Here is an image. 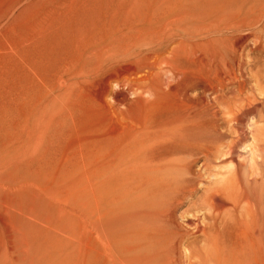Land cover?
I'll return each mask as SVG.
<instances>
[{"label":"rangeland","instance_id":"1","mask_svg":"<svg viewBox=\"0 0 264 264\" xmlns=\"http://www.w3.org/2000/svg\"><path fill=\"white\" fill-rule=\"evenodd\" d=\"M140 1L162 6L161 34L129 51L160 55V83L142 95L122 68L104 87L96 57L121 55L129 36L102 30L123 18L107 0H0V133L16 118L26 154L9 202L22 212L16 231L0 215V264H247L251 243L264 264V0ZM179 46L206 80L191 91L198 125L165 139L182 97ZM234 158L239 174L225 183Z\"/></svg>","mask_w":264,"mask_h":264},{"label":"bare ground","instance_id":"2","mask_svg":"<svg viewBox=\"0 0 264 264\" xmlns=\"http://www.w3.org/2000/svg\"><path fill=\"white\" fill-rule=\"evenodd\" d=\"M10 1V0H9ZM80 0H73V2H71V5L75 6ZM82 1V0H81ZM93 1H99V0H93ZM156 1V0H155ZM158 1V0H157ZM4 2V1H3ZM69 2V1H68ZM99 2H90L87 4V7L90 9H95L98 6ZM107 3L109 4L108 7L110 8V13H112L111 15L113 16V14L116 15H120L122 16V23L119 22V18L116 20H118L117 22H112L115 21L112 20L111 25L108 26L106 29L105 27L102 29L104 31V33H108V34H112L115 32H118V29L116 27L119 28V31H126L127 34L129 36L125 37L126 34H124L123 36L124 41L123 42H119L117 43V46L122 49L120 51L121 55L115 56V55H111V53L109 51H102V55L97 56L96 60L98 61V63L102 62V64H104L105 69H107L106 73L102 75L103 78H105V89H106V84H111L109 83V81L111 80L110 77H112V75H109L112 71L117 70V69H121L123 70V74L126 75L128 78H132V86L136 89V90H140L141 95L142 93H146L145 88L149 87V89L151 88L152 90V86L154 83H158L157 85H159L160 82L156 81L157 77L154 76L153 71L154 69H156V65L158 64L159 60H160V55L153 57H148V55H145L143 52V54H132L129 51L132 48H135V45H137L138 42H141L143 39H145V37L148 35H153L157 33H160V31L162 30L160 27L161 24V10H162V6L161 3H155V8L151 9V11H148L147 9V3L146 2H142L140 0H107ZM14 4V3H13ZM152 4V2H151ZM157 4V5H156ZM70 5V3H69ZM107 5V4H106ZM104 5V6H106ZM68 6V4H67ZM51 7V6H50ZM63 7V6H62ZM153 7V4H152ZM61 8V7H60ZM76 8V7H75ZM83 8V7H82ZM118 8V9H117ZM63 9V8H62ZM72 9V7H71ZM263 9V8H262ZM69 10V9H68ZM261 10V9H260ZM88 11V10H86ZM184 11V10H183ZM191 11V10H190ZM1 12V11H0ZM63 12V11H62ZM263 12V11H262ZM71 13V11H70ZM73 13V12H72ZM105 13V12H104ZM109 13V12H108ZM4 14V13H2ZM49 14V13H48ZM103 14V13H102ZM45 15V14H44ZM107 14H105L106 16ZM110 15V14H109ZM104 16V15H103ZM110 16V18L112 17ZM115 16V15H114ZM167 16V15H166ZM177 16V15H176ZM264 16V14H263ZM30 18V17H29ZM107 18V16H106ZM260 18V16H259ZM51 19V18H50ZM65 19V18H64ZM165 19V17H164ZM173 19V18H172ZM246 20V19H245ZM168 21H172V20H168ZM174 23V22H173ZM105 24V23H104ZM42 25V24H41ZM49 25V24H48ZM4 26V25H3ZM104 26V25H103ZM102 26V27H103ZM162 26V25H161ZM101 28V27H100ZM169 28V27H168ZM165 30V29H164ZM168 31V30H167ZM102 32V31H101ZM163 32V31H162ZM166 32V30H165ZM161 34V33H160ZM159 34V35H160ZM158 35V36H159ZM101 36L106 37L107 35L101 34ZM102 37V38H103ZM154 37V36H153ZM109 38V37H107ZM106 39V38H105ZM96 40V39H95ZM207 41V40H206ZM86 43V42H85ZM116 44V43H115ZM145 44V43H144ZM176 45V44H175ZM182 45V44H181ZM147 46V45H145ZM185 46V45H184ZM138 47V45L136 46ZM182 48V46L178 47V51L175 52V56L179 55V48ZM111 48V46H110ZM109 48V49H110ZM185 48V47H184ZM182 48V49H184ZM188 48V47H187ZM190 48V47H189ZM194 48V47H193ZM177 49V48H176ZM101 50V49H99ZM108 50V49H107ZM181 50V49H180ZM199 50V49H198ZM111 51V50H110ZM146 51V50H145ZM187 51V50H186ZM147 52V51H146ZM145 52V53H146ZM149 52V51H148ZM180 52H184V58L183 61H185V64H181L179 67L175 66L174 64V71H176L177 73V85L179 87V91L182 94L181 99L179 100V102L176 100V102H178V107L173 110V111H167L166 113L168 114L165 120V127H168L167 125L172 124L171 126H173V124H175L177 126V128H175L173 130V132H166L165 134V139H170V137L172 135H178L182 138L187 137L188 133L190 132V130H192L191 128L193 126L196 125V122L194 120L195 118V105H194V98L191 96V91L194 88V84H195V80L197 79V76H202V74L199 72V70L197 69V67L195 66V62H194V58L191 56V53L189 52H185L184 50H181ZM100 53V54H101ZM167 53V52H166ZM172 54L174 53L173 51L171 52ZM211 53V52H210ZM96 54V53H95ZM154 53H152L151 55H153ZM165 54V53H164ZM171 55V57H173ZM99 55V53H98ZM195 55V54H194ZM181 58H183L182 55H180ZM165 59V58H164ZM171 59V58H170ZM174 59V58H173ZM172 60V59H171ZM109 61H113L114 63L108 66H105L107 63H109ZM168 61V60H167ZM173 61V60H172ZM70 62V59H69ZM72 62V61H71ZM170 63V62H169ZM68 64V63H67ZM73 64V62H72ZM71 64V65H72ZM171 64V63H170ZM202 64V63H201ZM99 66V65H98ZM167 66V65H166ZM172 66V65H171ZM199 66V65H198ZM101 68V66H100ZM99 68V69H100ZM162 68V67H161ZM95 69V68H94ZM96 69H98L96 67ZM156 71V70H155ZM167 71V70H166ZM67 72V71H66ZM95 72V71H94ZM97 73V72H96ZM161 73V72H160ZM117 74V73H116ZM115 74V76H116ZM201 74V75H200ZM110 77H109V76ZM113 76H114V72H113ZM114 76V77H115ZM121 76V73H120ZM215 76V75H214ZM94 77V76H93ZM113 77V79H115ZM126 77V78H127ZM117 78V77H116ZM122 78V77H121ZM203 78V77H202ZM201 78V80H202ZM218 78V77H217ZM124 79V78H123ZM122 79V80H123ZM219 79V78H218ZM217 79V82H218ZM116 80V79H115ZM120 80V79H119ZM170 80V79H169ZM199 80V79H198ZM206 80V78H205ZM204 79L202 80L203 82L205 81ZM223 80V79H222ZM98 82V81H97ZM104 82V80H103ZM118 82V81H117ZM201 82V81H200ZM202 82V83H203ZM96 83V82H95ZM166 83V82H165ZM169 83V82H168ZM171 83V82H170ZM169 83V84H170ZM205 83V82H204ZM94 84V83H93ZM212 84V83H211ZM215 84V83H214ZM109 86V85H108ZM208 86V85H207ZM206 86V87H207ZM211 86V85H210ZM214 86L217 87V85L215 84ZM103 87V88H104ZM161 87V86H160ZM170 87V86H169ZM205 87V86H204ZM215 87V88H216ZM133 88V89H134ZM154 88V87H153ZM158 88V87H157ZM212 88V86H211ZM213 88V89H215ZM108 89V88H107ZM169 89V88H168ZM208 91L210 88H207ZM212 89V90H213ZM195 90V89H194ZM109 91V89H108ZM178 91V90H177ZM214 91V90H213ZM217 91V89H216ZM215 91V92H216ZM209 93V92H208ZM155 94V93H154ZM207 94V93H205ZM178 95V94H177ZM149 96V95H148ZM159 96V95H157ZM94 97V96H93ZM107 97V96H106ZM100 98V97H99ZM167 98V97H166ZM169 98L168 97V103H169ZM206 98V97H205ZM95 99V98H94ZM159 99V98H158ZM154 101V100H153ZM196 101V100H195ZM146 105V104H145ZM170 106V105H169ZM173 106V105H172ZM198 106V105H197ZM206 107V106H205ZM210 108V107H209ZM3 107L0 106V110H2ZM166 110V109H165ZM212 110V109H211ZM216 110V109H215ZM197 111V110H196ZM203 111V110H202ZM207 111V109H206ZM199 112V111H198ZM204 112V111H203ZM202 112V113H203ZM211 113V112H210ZM205 114V113H203ZM213 114V113H212ZM214 114L216 115L217 113ZM197 115V114H196ZM199 115V114H198ZM34 119H36L34 117ZM37 122V119H36ZM209 122V121H208ZM203 123V122H202ZM207 123V122H206ZM155 124V123H154ZM204 124V123H203ZM202 124V125H203ZM34 127L35 125L37 126L36 123L33 124ZM174 125V126H175ZM198 125V122H197ZM200 125V123H199ZM205 125V124H204ZM19 125H17V120L16 118H12L11 119V124L9 125V127H5L2 126V130L5 132L0 133V215L6 220L5 221V226L6 227H10L12 230L16 231L17 226H18V222H19V218L22 217V212L20 210V208H18L17 206H11L9 205V202H14L15 201V197L19 194L20 189L18 186V181L19 179H17V175L21 173L22 169H23V165H22V158L26 159V154L24 152L23 146L21 145L20 141L17 139L16 134L14 132V130L18 127ZM120 126V125H119ZM196 127V126H195ZM199 128V127H197ZM123 129H125L123 127ZM115 130V129H114ZM113 130V132H114ZM117 130V133L115 131V133H113L112 135L118 134V136H120V132H122L123 130ZM195 130V128H194ZM197 130V129H196ZM29 132L28 130V125H26L25 130ZM23 131V132H24ZM168 131V130H167ZM193 131V130H192ZM153 132V131H152ZM150 134V133H149ZM154 135V134H152ZM158 135V133H157ZM117 136V135H116ZM117 136V137H118ZM150 137V136H149ZM156 137V136H154ZM179 138V137H178ZM131 141V140H130ZM150 141V140H149ZM165 144V143H164ZM173 144V142H172ZM175 144V142H174ZM173 144V146H175ZM177 144V142H176ZM166 145V144H165ZM131 146V144H130ZM151 146H153L152 152L155 154H160L161 155V148H162V135L160 138H156L155 140L152 141ZM114 147V146H113ZM177 147V145H176ZM207 148V146H205L203 149ZM165 149V148H163ZM168 149V148H167ZM177 149V148H176ZM208 149V148H207ZM209 150V149H208ZM206 151V149H205ZM210 151V150H209ZM212 151V150H211ZM207 152V151H206ZM106 153V152H105ZM209 153V152H207ZM111 154V153H110ZM210 154V153H209ZM214 154V152H213ZM107 154H104V157ZM150 155H152V153H150ZM159 155V157H160ZM163 155V154H162ZM233 155V154H232ZM22 156V158H21ZM109 156V155H108ZM103 157V158H104ZM162 157V156H161ZM100 159V158H99ZM155 159V158H154ZM256 159V158H255ZM160 161V159H159ZM231 166L228 168L229 170H227V178L224 180L225 183H229V181L234 180L235 178H237L238 176V162L237 160L234 158L231 161ZM258 163L252 158L250 159L249 163L247 165H243L244 170L242 175H244V177L246 178V180L250 182L257 180V166ZM133 169V168H132ZM242 172V171H241ZM241 175V174H240ZM239 175V176H240ZM139 179V178H138ZM232 179V180H231ZM243 179V178H241ZM263 179V178H262ZM239 180V179H238ZM235 181V180H234ZM262 181V180H261ZM245 182V181H244ZM248 183V182H247ZM256 183V181H255ZM253 184V183H252ZM222 185V184H221ZM226 185V184H225ZM157 189V188H156ZM193 190V189H192ZM191 190V191H192ZM223 193V192H222ZM218 197V195H217ZM216 196H214V199L212 198L213 201H217V204L215 205L217 207L218 201H220ZM249 197V196H248ZM244 200V199H243ZM214 203V202H213ZM216 203V202H215ZM245 203V202H244ZM219 207V206H218ZM217 207V208H218ZM221 207V206H220ZM223 207V206H222ZM32 205L29 206V221L30 223L34 222L33 219V215H32ZM262 211V210H261ZM251 212V211H250ZM254 212V211H253ZM254 214V213H253ZM100 215V214H99ZM105 215V214H104ZM257 216V213L255 214V218ZM101 217V215H100ZM250 217V216H249ZM252 217V216H251ZM252 217V218H253ZM102 219L105 217H101ZM262 218V217H261ZM252 221V220H251ZM254 221V220H253ZM252 221V223H254ZM264 222V221H263ZM258 224V223H257ZM258 229V228H257ZM248 233V232H247ZM245 233V235L247 236L248 234L250 235V233ZM151 235V234H150ZM261 235V234H260ZM245 237V236H244ZM248 237V236H247ZM147 238V237H146ZM246 240V238H245ZM244 240V241H245ZM148 243V242H147ZM180 245V244H179ZM252 250H253V258L251 259L248 258V263L247 264H263L262 261H260L259 257L257 256V254H259V250L257 248H255V246L253 247V244H250ZM263 249V248H262ZM246 252V250H244ZM182 253V252H181ZM250 253V252H249ZM183 254V253H182ZM242 256V255H241ZM138 259V258H136ZM240 259V257H239ZM250 259V260H249ZM190 260V259H189ZM242 260V259H241ZM228 261V260H227ZM120 262V261H118ZM132 264V263H131ZM229 264V263H228ZM240 264V263H239ZM243 264V262L241 263Z\"/></svg>","mask_w":264,"mask_h":264}]
</instances>
